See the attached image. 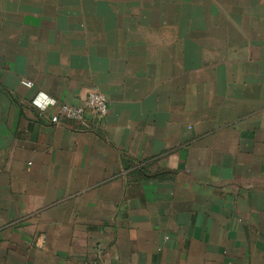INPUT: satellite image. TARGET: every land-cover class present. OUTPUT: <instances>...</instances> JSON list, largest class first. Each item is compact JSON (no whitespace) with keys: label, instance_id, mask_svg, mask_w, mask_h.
<instances>
[{"label":"crops","instance_id":"0c3cea01","mask_svg":"<svg viewBox=\"0 0 264 264\" xmlns=\"http://www.w3.org/2000/svg\"><path fill=\"white\" fill-rule=\"evenodd\" d=\"M0 264H264V0H0Z\"/></svg>","mask_w":264,"mask_h":264},{"label":"built area","instance_id":"2783aa9c","mask_svg":"<svg viewBox=\"0 0 264 264\" xmlns=\"http://www.w3.org/2000/svg\"><path fill=\"white\" fill-rule=\"evenodd\" d=\"M27 86H32V80H23ZM33 103L41 108H45V102H40L34 99ZM110 99L109 96L101 90H92L88 92L83 104L75 105L63 103L58 111L51 117L53 123H60L63 119L83 122L88 112L97 114L99 118L104 119L109 111Z\"/></svg>","mask_w":264,"mask_h":264}]
</instances>
